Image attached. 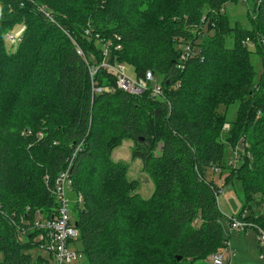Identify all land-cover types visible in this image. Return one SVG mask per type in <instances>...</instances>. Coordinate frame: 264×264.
<instances>
[{"label": "trees", "instance_id": "trees-1", "mask_svg": "<svg viewBox=\"0 0 264 264\" xmlns=\"http://www.w3.org/2000/svg\"><path fill=\"white\" fill-rule=\"evenodd\" d=\"M227 1L0 0V264L48 263L32 254L47 247L34 227L58 215L54 191L67 169L80 232L73 247L86 264H205L229 249L207 170L225 162V132L232 142L244 123L227 182L243 183L238 217L251 211L246 220L254 215L264 229L256 214L264 208V72L256 84L249 52L252 45L264 67V0L249 13L259 32L228 29ZM18 24L25 31L11 52L5 39ZM106 44L107 62L162 77L165 98L119 90L104 69L91 76ZM180 44L192 48L187 60ZM236 101L239 121L225 131L220 107ZM129 138L155 184L148 199L133 193L129 166L112 160Z\"/></svg>", "mask_w": 264, "mask_h": 264}, {"label": "rangeland", "instance_id": "rangeland-1", "mask_svg": "<svg viewBox=\"0 0 264 264\" xmlns=\"http://www.w3.org/2000/svg\"><path fill=\"white\" fill-rule=\"evenodd\" d=\"M225 15L228 18V29H232V27L239 25V27H242L243 29L252 30V31L255 29L256 32H259V28L257 26L254 27V25H252L248 13V6L246 3H243L242 1L239 3L237 0H228L225 6ZM24 31H25V25L18 24L14 28H12L6 35V39H5L6 45L11 52L17 51ZM232 40H233V35H230L227 39L229 45H231ZM249 47H250V51H249L250 61L256 72L255 83L257 84L260 81V78L264 72L262 57L255 52L252 45ZM108 48L110 47H108V44H106L104 46V54L106 56L104 61H107L109 55ZM127 72L132 77L136 76L134 68H132L131 66H127ZM255 95L256 94H254V97ZM245 104L247 106L252 105V101L251 99H249V97L245 98ZM240 106H241V102L236 101L235 103L230 104L229 106L220 107V113L225 115L226 118V125L224 128L225 131L230 130V125H235L236 123H238ZM259 116L260 115H258V117ZM245 124L246 123L237 125L236 133L235 130H232V132L230 133V136L234 138L232 142L228 138L229 137L228 133L225 132V136L223 137V139L224 140L228 139L230 144L227 143L225 147V156H224L225 162L220 166H217V168H222V170H226L227 164H229L231 161L232 164L234 163L236 150L232 152V148L230 146H233L234 142L245 136L244 135V129L246 127ZM247 136H248V143L250 144L251 147V142L253 144L251 132L248 133ZM239 149L244 150V146L241 145ZM133 151H134L133 140H131L130 138L126 139L117 149L114 150L112 154V160L114 162H122L129 166V170L127 173L128 179L130 181L137 182V189L133 193L140 195L143 199H148L149 197L152 196L155 190V184L154 181L150 178V176L144 171L142 160L139 158L136 159L133 158ZM250 151H248L249 154H247L249 156V159L251 157ZM226 174H228V172ZM228 176H230V174ZM228 176L227 178H223L224 180L223 184L225 183L228 184V188H226V193L219 198L220 202L222 203V207H220L221 208L220 210H222L224 214L229 213V215L228 214L224 215L221 221L226 239L230 231L229 219L238 217V215L242 211L244 205V198H245V192L242 181L238 177H233L229 182H227L229 178ZM219 178L220 177H218L217 180ZM70 193H71L70 198L72 200V203H74L73 201L76 200L75 195H73L72 192ZM256 210H257L256 214H258L259 212H263L260 215H264V208L260 207V209L257 208ZM37 215H39V213ZM246 215H251V211L249 212L246 211ZM44 216L46 215H43L42 218H45ZM39 218L40 217H38V219ZM255 220L256 217L252 215V219L249 220V223L255 224L256 222ZM34 228L36 229V226ZM26 230L32 231L33 228L32 227L26 228ZM234 238H236L235 244L234 246H230L233 259L232 261H230V258L227 257L226 264H264V245L261 244L259 239V234L256 229L253 228L250 229L246 235H240V233L233 234L230 240L231 242L230 244H232V239ZM77 247L79 250H81L83 246L82 244H78ZM223 251L224 254L226 253L228 254L230 252V248L228 250L227 248H224ZM32 254L34 255L35 258H37L38 256H42L45 259H48L47 264H54L53 259L50 257V254L48 253L47 250H44V248L38 247L32 252ZM72 264H86V262L84 258H82L73 262Z\"/></svg>", "mask_w": 264, "mask_h": 264}, {"label": "built area", "instance_id": "built-area-1", "mask_svg": "<svg viewBox=\"0 0 264 264\" xmlns=\"http://www.w3.org/2000/svg\"><path fill=\"white\" fill-rule=\"evenodd\" d=\"M248 6V13L254 14V8L258 0H241ZM250 4V5H249ZM43 11V9H42ZM49 17V14H47ZM120 39V38H118ZM179 49L183 51V60H187L192 54L191 46L180 44ZM121 50V46L117 47ZM83 55L81 51H78ZM183 68V67H182ZM99 69H104L109 74L115 77L116 87L119 90L127 92L132 95H142L149 91L154 100L165 98L163 89V78L158 76L152 71H148L144 76L132 77L127 72V65L125 64H111L107 61L102 62L95 70L91 72L94 76ZM101 92V89H98ZM235 160L232 166H236L240 160L238 150L235 151ZM72 186V178L70 169L62 172L56 181L55 195L59 202L58 215L53 217L52 220H44L43 222H36V229L42 230L40 240L46 241V250L52 254L54 264H72L73 262L81 259V254L75 250L74 243L79 239L80 232L76 225L74 218V210L72 200L70 199L69 189ZM227 184H221L217 187L216 196L220 198L226 193ZM79 205L83 203L81 195L77 197ZM247 215L243 214L240 218L234 217L229 219L230 233L231 234H246L250 229H256L259 234L261 244H264V229L256 224H250L246 220ZM227 247L230 248V243L227 241ZM50 254V255H51ZM233 256L230 253V261ZM207 264H226L225 254L218 252L212 255L207 261Z\"/></svg>", "mask_w": 264, "mask_h": 264}, {"label": "crops", "instance_id": "crops-1", "mask_svg": "<svg viewBox=\"0 0 264 264\" xmlns=\"http://www.w3.org/2000/svg\"><path fill=\"white\" fill-rule=\"evenodd\" d=\"M237 1L239 3L241 2V0L240 1L237 0ZM227 172H228V174H226ZM219 174H220V176H219ZM228 175H229V170H227V169L226 170H222V168H210V169L207 170V177H208V179L209 180L212 179L216 185H219V184L221 185L223 183V181H224L223 178H227ZM218 177H220V178L217 180ZM227 188H228V184H227ZM218 204H219V207H222V203L220 202L219 198H218ZM226 214L229 215V213H226ZM226 214L223 213V215H226ZM232 235L233 234H231L230 231H229L228 237H227L229 243H231L230 240L232 238ZM235 239L236 238L232 239V244H230V246H234L235 241H236Z\"/></svg>", "mask_w": 264, "mask_h": 264}, {"label": "water", "instance_id": "water-1", "mask_svg": "<svg viewBox=\"0 0 264 264\" xmlns=\"http://www.w3.org/2000/svg\"><path fill=\"white\" fill-rule=\"evenodd\" d=\"M140 140H141V141H143V139H142V138H141ZM76 225H77V224H76ZM179 259H180V258H179Z\"/></svg>", "mask_w": 264, "mask_h": 264}]
</instances>
